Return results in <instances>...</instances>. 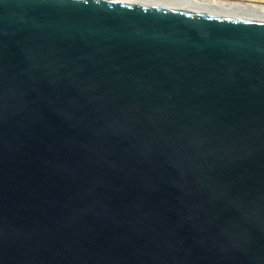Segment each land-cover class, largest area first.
<instances>
[{"label":"water","instance_id":"1","mask_svg":"<svg viewBox=\"0 0 264 264\" xmlns=\"http://www.w3.org/2000/svg\"><path fill=\"white\" fill-rule=\"evenodd\" d=\"M0 264H264V21L0 0Z\"/></svg>","mask_w":264,"mask_h":264},{"label":"bare ground","instance_id":"2","mask_svg":"<svg viewBox=\"0 0 264 264\" xmlns=\"http://www.w3.org/2000/svg\"><path fill=\"white\" fill-rule=\"evenodd\" d=\"M125 2H149L156 4L158 6L174 7V8H185L193 11H215L220 13H227L230 15L246 17L253 20L264 21V14L254 13L247 10H238V9H227V10H213L210 9L207 5L203 3H198L190 0H117Z\"/></svg>","mask_w":264,"mask_h":264},{"label":"built area","instance_id":"3","mask_svg":"<svg viewBox=\"0 0 264 264\" xmlns=\"http://www.w3.org/2000/svg\"><path fill=\"white\" fill-rule=\"evenodd\" d=\"M203 3L213 10L238 9L264 14V0H190Z\"/></svg>","mask_w":264,"mask_h":264}]
</instances>
